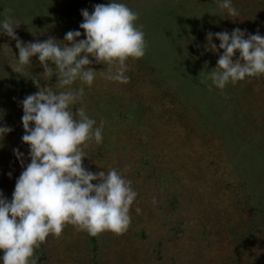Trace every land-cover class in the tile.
<instances>
[{"label":"rangeland","instance_id":"374dc122","mask_svg":"<svg viewBox=\"0 0 264 264\" xmlns=\"http://www.w3.org/2000/svg\"><path fill=\"white\" fill-rule=\"evenodd\" d=\"M109 2L0 0V20L20 21L14 31L23 43L63 41L70 30L84 39L81 10ZM121 2L139 14L145 55L126 61L127 83L107 79L109 65L89 57L96 77L83 85L73 111L83 107L96 126L103 122V141L87 143L83 165L92 172L115 168L131 180L138 193L131 224L122 234L96 236L68 224L35 249L38 264H264V75L215 87L208 72L223 49L213 36L218 51L208 50L206 39L236 28L245 38L264 36V0H232L238 16L219 0ZM18 53L16 40L0 34V109L13 129L0 142V191L9 200L30 163L21 101L39 90L35 78L57 90V77L45 81L36 56L16 73Z\"/></svg>","mask_w":264,"mask_h":264},{"label":"clouds","instance_id":"9594fccd","mask_svg":"<svg viewBox=\"0 0 264 264\" xmlns=\"http://www.w3.org/2000/svg\"><path fill=\"white\" fill-rule=\"evenodd\" d=\"M219 2L229 16L239 15L232 0ZM81 15L79 28L85 38L78 39L81 31L70 30L63 41L50 37L23 43L14 31L21 22L11 17L0 20V34L16 40L19 49L12 69L22 74L36 56L44 68V80L53 74L57 77V90L41 87V79H33L39 90L21 101L22 141L29 146L30 163L17 178L11 200L0 191V264H38L35 249L50 234L58 237L68 224L91 236L106 230L119 235L131 224L130 208L138 193L115 168L106 173L84 167L82 158L88 157L84 147L92 140L102 143L103 122L96 126L85 108L74 112L73 106L85 94L83 85L90 87L96 77L97 71L88 67L93 63L89 57L109 65L107 79L127 83L126 61L145 55V33L136 24L139 14L121 0L97 4L91 13L82 9ZM245 35L246 30L239 28L207 34L208 50L218 51L213 36L223 49L216 67L208 72L215 87L224 89L228 83L264 75V36L259 32ZM77 81L81 86L73 87ZM3 119L0 109V142L13 130ZM14 154L23 164L24 154L19 149Z\"/></svg>","mask_w":264,"mask_h":264}]
</instances>
